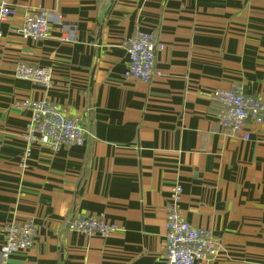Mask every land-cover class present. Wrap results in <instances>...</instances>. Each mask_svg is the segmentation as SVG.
Listing matches in <instances>:
<instances>
[{"label": "crops", "instance_id": "1", "mask_svg": "<svg viewBox=\"0 0 264 264\" xmlns=\"http://www.w3.org/2000/svg\"><path fill=\"white\" fill-rule=\"evenodd\" d=\"M0 23V244L2 227L32 220L31 247L9 264H163L171 188L180 214L211 230L214 254L195 264L264 260V122L250 138L225 130L215 89L241 86L264 101V0H8ZM44 10L49 37L22 35L24 15ZM151 32L158 74L124 76L125 39ZM67 38V39H65ZM45 66L51 86L15 76ZM46 99L86 130L82 146L23 139ZM76 215L103 216L106 235L71 231Z\"/></svg>", "mask_w": 264, "mask_h": 264}, {"label": "built area", "instance_id": "2", "mask_svg": "<svg viewBox=\"0 0 264 264\" xmlns=\"http://www.w3.org/2000/svg\"><path fill=\"white\" fill-rule=\"evenodd\" d=\"M14 13L8 0H0V23L11 18ZM20 31L23 36L34 40L49 37L51 24L47 13L41 9L27 12ZM1 39L0 30V45ZM125 46L128 61L124 76L146 82L153 74L159 73L154 67L155 52L162 50L163 44L151 32H137L135 36L125 39ZM15 76L45 88L51 86L52 72L49 67L18 65L15 67ZM211 96L223 105V111L218 116L220 125L230 133L239 134L244 140L250 138V132L246 129L249 119L255 125L264 122V101L247 95L241 86L215 89ZM13 105L31 112L22 134L27 144V153L33 144L48 145L53 150L62 146L84 145L87 132L80 118L65 115L58 104L46 99L27 98L16 101ZM180 197L181 186L174 184L166 214L163 264H195L197 260L214 254L217 250L211 230L192 225L180 214L177 207ZM67 227L71 231L87 235H106L116 229L115 224L105 220L103 216L92 215L73 216L67 222ZM1 231L3 239L0 244V264H9L12 254L31 247L36 234L32 220L10 222ZM254 264H264V260Z\"/></svg>", "mask_w": 264, "mask_h": 264}]
</instances>
